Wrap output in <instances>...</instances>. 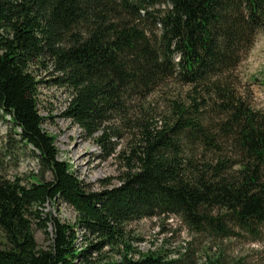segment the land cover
<instances>
[{"label":"trees","instance_id":"obj_1","mask_svg":"<svg viewBox=\"0 0 264 264\" xmlns=\"http://www.w3.org/2000/svg\"><path fill=\"white\" fill-rule=\"evenodd\" d=\"M263 28L264 0H0V117L42 168L0 177V264H197L190 247L170 257L134 245L131 221L171 214L208 242L259 240L264 110L236 70ZM44 82L69 91L64 115L108 155L129 132L120 185L94 190L59 158ZM57 200L75 223L45 211Z\"/></svg>","mask_w":264,"mask_h":264},{"label":"rangeland","instance_id":"obj_2","mask_svg":"<svg viewBox=\"0 0 264 264\" xmlns=\"http://www.w3.org/2000/svg\"><path fill=\"white\" fill-rule=\"evenodd\" d=\"M51 70L52 67L49 70L39 68V78L50 80L54 76L50 74ZM236 75L241 90L250 89L252 92V105L264 110V28L238 66ZM69 99L70 94L65 87L53 82L40 85V111L46 118L44 128L55 136L59 158L68 162L71 169L94 190L120 185L127 168L126 158L120 152L132 144L131 135L127 130H121L120 136L111 139L115 151L108 155L96 140L88 138L77 123L64 115ZM9 119V116L0 117V177L15 179L20 176L27 180L32 174L41 175L39 159L29 147L16 143L19 136L13 131ZM109 124L116 126L118 123ZM45 211L69 223L77 221L76 210L63 200L47 203ZM129 229L135 237L134 245L143 252L167 251L170 257H175L190 247L195 255L193 261L197 264H204L209 255L216 253H225L228 259L240 260L241 264H264V229L259 240L243 235L208 242L204 236L191 233L187 225L172 214L133 220ZM36 237L43 248L51 244L50 238L37 227Z\"/></svg>","mask_w":264,"mask_h":264}]
</instances>
